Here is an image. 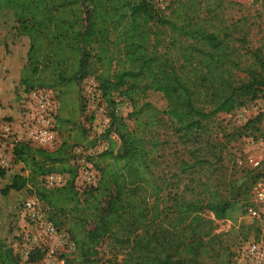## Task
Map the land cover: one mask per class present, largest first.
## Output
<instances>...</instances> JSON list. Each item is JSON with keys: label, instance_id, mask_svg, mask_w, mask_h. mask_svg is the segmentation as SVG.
Wrapping results in <instances>:
<instances>
[{"label": "trees", "instance_id": "1", "mask_svg": "<svg viewBox=\"0 0 264 264\" xmlns=\"http://www.w3.org/2000/svg\"><path fill=\"white\" fill-rule=\"evenodd\" d=\"M16 7L24 40L0 44V122L15 121L34 88L92 75L111 109L109 130L119 147L108 140L94 158L96 186L79 192L77 168L70 164L74 144L62 141L54 151L17 144L12 162L22 167L4 193L29 186L49 208L48 221L67 229L79 263L95 264L96 246L106 236L125 252L114 264L195 263L218 238L212 234L213 221L200 213L231 220L237 203L221 192L222 177L207 173L205 181L198 179L199 170L209 172L219 158L213 143L202 137L203 124L256 99L255 91L264 88L261 50L247 51L241 61L226 29L191 23L183 7L182 13L166 16L168 7L162 11L151 0H0V9L16 12ZM110 46L117 52L109 53ZM67 51L74 53L72 69ZM114 61L118 69L111 71ZM68 71L73 74L66 76ZM150 90L167 98V109L134 108L128 115L133 128L113 113L115 94L135 104ZM161 116L182 148L166 130L161 137L155 127ZM106 133L101 140L106 141ZM173 146L175 151L167 154ZM53 173L68 178L63 185L45 186L44 177ZM29 257L41 254L35 250ZM0 264H20L1 239Z\"/></svg>", "mask_w": 264, "mask_h": 264}, {"label": "rangeland", "instance_id": "2", "mask_svg": "<svg viewBox=\"0 0 264 264\" xmlns=\"http://www.w3.org/2000/svg\"><path fill=\"white\" fill-rule=\"evenodd\" d=\"M165 5L168 7L164 13L166 16H172L177 11L182 13L183 7L191 23L203 21L213 28L226 29L230 34L229 39L241 55V61H244L243 55L247 51L255 49L261 50L264 57V0H165ZM15 10L16 12L14 10L0 12V37L9 43L19 40L17 20L20 11L17 7ZM26 19L29 23L32 22L30 17ZM110 52L114 54L117 51L110 46ZM66 53L72 57L71 62L67 64L69 69H72L76 66L75 61L73 62L74 53L71 51ZM90 58L94 62L95 56ZM113 69H118L115 61L110 66V70ZM53 91L57 96V131L60 142L68 141L75 147L91 148L92 140L87 134L82 133L85 128L80 99L82 91L80 79L71 80ZM255 93L257 97L253 101L247 100L245 105L230 114L217 115L203 124L205 130L202 137L213 143L215 146L213 152L219 158L214 161L215 164L209 172L206 169L199 170L198 179L205 181L207 173L215 178L222 177L221 182L225 186L221 192L224 194L225 190L226 196L237 203L233 206L234 214L231 220L216 221L211 213L205 210L200 213L202 219L213 221L212 234L218 238L206 247L208 253L201 254L195 263L190 261V264H239L240 253L249 242L256 241L264 246V234L260 225L244 213L243 207L245 203L249 205L252 202L254 188L264 175V88H258ZM113 99L115 101L113 113L123 119L130 128H133L135 123L128 115L134 108L148 104L163 111L169 106V101L163 94L151 90L136 97L135 104L117 94ZM150 110L151 108H148L149 113ZM160 118L155 127L160 130L161 137L166 130L172 143L179 149L181 146L177 139L170 135V124L167 119L164 116ZM5 125L6 123L0 122V131ZM149 130L150 128L147 132ZM106 135V144L108 140H112L117 149L115 139L118 137L114 130H109ZM174 151V146L171 150L166 149L167 154ZM252 162H258L259 165L254 167ZM21 167V164L11 162L10 167L0 168V239L19 256L20 264H85L78 262L75 246L67 229L64 227L57 229L48 221L49 208L34 197L29 186L19 192L10 190L4 193V188ZM57 175L61 176V184H64L68 175L64 173ZM27 201L32 202L35 213L33 223L29 221L28 212L24 208ZM46 225L51 226L54 233H45ZM87 227L90 229L92 226ZM33 236L37 242H33ZM35 250H39L41 257L32 260L29 254ZM50 251L54 253L50 254ZM96 252L95 264H114L125 257L124 250L115 246L113 240L107 236L98 243Z\"/></svg>", "mask_w": 264, "mask_h": 264}, {"label": "built area", "instance_id": "3", "mask_svg": "<svg viewBox=\"0 0 264 264\" xmlns=\"http://www.w3.org/2000/svg\"><path fill=\"white\" fill-rule=\"evenodd\" d=\"M157 8L166 9L165 0H151ZM81 82V108L84 118L85 132L92 141H96L89 149L74 147L70 164L77 168L75 187L79 192L96 186L99 173L94 166V158L107 145L100 136L111 128L109 108L99 89L98 81L94 76L86 75L79 78ZM57 96L53 90L34 88L30 91L23 112L11 123H6L0 131V168L10 167L13 161V148L17 144L28 145L33 148L54 151L60 145L57 131ZM254 167L259 165L253 163ZM61 176L55 173L44 177L47 187L61 184ZM24 208L29 215V221H35L32 202L27 201ZM245 214L256 221L264 234V175L258 181L253 191L252 202L246 207ZM47 234L54 233L51 226H44ZM37 242L36 237H32ZM50 251V254H53ZM239 264H264V246L256 241L249 242L241 251Z\"/></svg>", "mask_w": 264, "mask_h": 264}, {"label": "crops", "instance_id": "4", "mask_svg": "<svg viewBox=\"0 0 264 264\" xmlns=\"http://www.w3.org/2000/svg\"><path fill=\"white\" fill-rule=\"evenodd\" d=\"M7 11H13V9H9V8H3V9H0V12H7ZM66 11V9L64 10V12ZM18 21V29H19V27H20V21L19 20H17ZM69 26V25H68ZM68 26H66V28H69ZM53 31V28H51V30H50V32L49 33H51ZM23 36L20 34V30H19V40L17 41V42H15V43H9L8 41H5L4 40V38L3 37H0V44H22L23 43V38H22ZM40 41V40H39ZM3 42V43H2ZM40 42H42V41H40ZM47 42L48 41H45L44 42V45H46L47 44ZM43 43V42H42ZM75 58V57H74ZM71 74H73V72L71 73L70 71H68L67 73H66V76H69V75H71ZM74 80V79H73ZM69 81H71V80H69ZM69 81H66L64 84H66L67 82H69ZM64 84H61V85H56L55 87H52L51 88V90H54L55 88H59L60 86H62V85H64ZM45 89H47V88H45ZM60 90V89H59ZM116 140V143H117V147H119V140L118 139H115Z\"/></svg>", "mask_w": 264, "mask_h": 264}]
</instances>
